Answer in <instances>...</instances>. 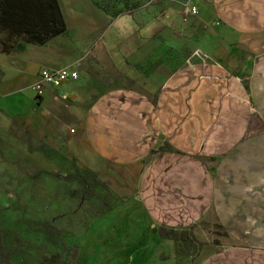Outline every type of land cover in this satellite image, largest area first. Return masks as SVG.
Masks as SVG:
<instances>
[{
	"label": "crops",
	"instance_id": "crops-1",
	"mask_svg": "<svg viewBox=\"0 0 264 264\" xmlns=\"http://www.w3.org/2000/svg\"><path fill=\"white\" fill-rule=\"evenodd\" d=\"M59 2L67 33L0 47V115L33 108L45 69L73 68L80 86L102 91L100 62L110 61L134 85L103 90L71 134L79 154L136 184L133 199L83 232L79 261L126 264L118 243L133 246L134 264H181L161 226L211 223L228 243L196 264H264V0L173 2L147 21L112 17L93 0ZM79 78L48 87L47 98H79Z\"/></svg>",
	"mask_w": 264,
	"mask_h": 264
},
{
	"label": "rangeland",
	"instance_id": "rangeland-1",
	"mask_svg": "<svg viewBox=\"0 0 264 264\" xmlns=\"http://www.w3.org/2000/svg\"><path fill=\"white\" fill-rule=\"evenodd\" d=\"M93 2L109 15L132 14L147 21L185 0ZM102 62L108 83L98 86L104 85V91L134 86L112 70L110 61ZM81 78L72 83L79 98L50 99L47 90L45 99L35 95L33 108L23 114L0 115V251L9 253L7 264H83L78 259L83 232L136 195V184L125 180V170L79 154L71 145L84 110L103 92L80 86ZM223 232L211 223L187 228L184 240L177 242L180 263L196 264L206 252L227 244ZM111 246L128 258L126 264H134L133 246L122 247L124 251L118 243ZM111 259L108 264H119Z\"/></svg>",
	"mask_w": 264,
	"mask_h": 264
},
{
	"label": "trees",
	"instance_id": "trees-1",
	"mask_svg": "<svg viewBox=\"0 0 264 264\" xmlns=\"http://www.w3.org/2000/svg\"><path fill=\"white\" fill-rule=\"evenodd\" d=\"M62 12L59 0H0V32L6 33L0 37L2 51L11 53L20 38L45 45L52 38L67 33L68 25ZM186 229L161 226L160 234L178 242L184 240ZM8 254L0 251V264L8 263Z\"/></svg>",
	"mask_w": 264,
	"mask_h": 264
},
{
	"label": "built area",
	"instance_id": "built-area-1",
	"mask_svg": "<svg viewBox=\"0 0 264 264\" xmlns=\"http://www.w3.org/2000/svg\"><path fill=\"white\" fill-rule=\"evenodd\" d=\"M188 16H197V7L188 6L185 10ZM80 77L79 73L73 68H62L60 70H41L39 81L34 85L35 95L44 98L48 87L61 88L64 83Z\"/></svg>",
	"mask_w": 264,
	"mask_h": 264
}]
</instances>
